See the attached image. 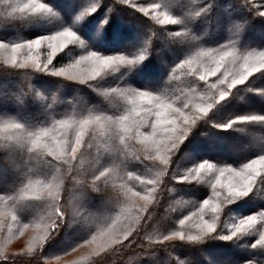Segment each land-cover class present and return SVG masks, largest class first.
I'll list each match as a JSON object with an SVG mask.
<instances>
[{
    "label": "clouds",
    "instance_id": "obj_1",
    "mask_svg": "<svg viewBox=\"0 0 264 264\" xmlns=\"http://www.w3.org/2000/svg\"><path fill=\"white\" fill-rule=\"evenodd\" d=\"M232 2L244 15L229 18L225 38L216 43L205 42L207 30L196 34L190 26L209 15L214 0H186L182 16L163 9L159 0L147 8L132 6L161 29L178 25L165 35L187 48L158 90L102 83L145 61L155 32L131 55L88 49L74 29L101 0H91L71 26L34 39L0 40V75L18 78L15 89L0 88V97L18 108L28 99L41 107L35 120L20 111L0 112V171L11 177L8 190L0 192V264H139L176 243H235L244 237L255 239L241 247L264 252V208L225 216L229 205L250 194L264 200V146L237 166L203 160L173 167L193 129L222 102L256 91L264 97V89L253 87L264 77V46L244 41L251 21L264 20V0ZM57 16L43 0H0V26ZM66 50L69 58L55 65ZM37 74L56 78L58 89L84 85L99 102L62 100L59 90L46 94L32 83ZM257 123L264 124V115H236L213 127L241 131ZM180 184H203L210 194L201 201L186 198L177 194L174 185ZM93 198L95 208L89 206ZM69 230L75 238L65 236L45 252ZM169 264L192 262L169 253ZM242 264H264V256Z\"/></svg>",
    "mask_w": 264,
    "mask_h": 264
},
{
    "label": "trees",
    "instance_id": "obj_2",
    "mask_svg": "<svg viewBox=\"0 0 264 264\" xmlns=\"http://www.w3.org/2000/svg\"><path fill=\"white\" fill-rule=\"evenodd\" d=\"M177 1L181 2L179 8H174L171 5V2ZM46 4L51 6L56 13H58L57 17H51L47 19H33L31 21H12L3 24L0 26L2 30H0V40L10 41V40H23V39H34L39 35L47 34L49 32L57 30L60 26H71L73 22L74 16L80 11L86 9L91 0H43ZM154 2V0H128L126 4H120L118 0H101V3L97 7L96 11L91 15L85 17V19L74 29L78 32L81 38L85 41L88 49L92 51L99 52L103 55H113L123 53L126 55H131L137 49H139L143 42L148 38L149 35H152V32H155V35L152 37V44L150 49L149 57L143 61L138 66L133 67L130 71L128 69H121L119 72L108 76L102 81L105 85H114L120 83L121 85H131L133 87L142 89V90H158L164 86L165 79L168 75V72L171 66L177 62L184 52L187 50L186 46L183 48L184 50H180V53L175 52L178 48L182 49V45L177 42H174L168 39L165 35L166 31H176L178 30V25H170L167 26L166 29L159 28L160 25H156L154 21H149L146 17L143 16V13L136 11L132 6L135 5L138 9L139 7L147 8L149 4ZM158 2V0H155ZM161 7L167 11H169L173 15L182 16L187 4L186 0H159ZM220 8L225 13V17L223 21H226V17L239 18L244 15L242 10H237V5L232 2V0H214V3L211 5V11L209 15L204 19H197L191 23V30L193 27L198 26L200 34L205 30L210 33V30L214 27V24L217 20L216 12L217 9ZM237 11V16H233L232 14ZM152 15L149 12V17ZM106 20V23H102ZM207 21V22H206ZM140 28V33L138 34L136 30V25ZM12 28L18 29V31L14 34L10 32ZM97 31L98 35L96 37V43L90 40V33L92 31ZM250 31L252 36L257 37L254 40H247L246 42H251L253 45L264 46V20L262 19H253L251 23L247 27V31ZM134 35L139 39L138 42H135ZM225 38V33L218 35L213 40L206 39V43H216L220 42ZM163 39L161 45L166 47L168 50H172L173 52H169L165 56L164 67L157 60V46L160 43L159 41ZM134 41L131 44L123 45L125 42ZM66 50L65 53H61L54 61V64L59 66L61 63L65 62L69 57L67 55ZM80 53L79 49H72L73 55H78ZM135 71L132 77L128 75ZM161 74L163 82L159 85H150L146 81L154 80L158 75ZM6 80L10 85L7 88H2L3 91H8L15 89L18 78L15 75H0V84L2 80ZM260 79V78H259ZM32 83L43 90L46 94H51L53 91L59 90V96L62 100H67L74 96L83 97L90 104L98 103L97 96L92 92L91 89L84 85H73L71 83H65L62 88L58 89V81L56 78L37 74L34 76ZM255 89H264V83L258 81V79L253 84ZM63 91V92H61ZM259 97L263 98L259 91L249 92L244 94L241 98L230 97L226 102H222V105L219 106L216 110L209 114V117L206 118L205 121L200 122L196 128L193 129L192 133L189 137L184 141L181 145L177 156L174 158L173 167L176 166L178 161L180 160L181 155L185 154L187 151L192 150V148L198 146H202V149L205 151H211V149H207L205 145H201L204 142L214 144H220L225 138H234L236 134L239 135L241 131L251 132L254 131L256 133H260V127L264 124H253L247 125L241 131H236L234 129L222 130L213 127V123L222 122L226 119L234 117L236 115L242 114H261L264 115V106H259L256 108H236L241 100L246 97ZM0 99L7 100L9 104H15V102L9 97H0ZM60 108H63L64 105H60ZM27 111V118L31 120H35L39 118L41 113V107L38 103L33 102L31 99L26 100L25 105L22 107ZM14 113V112H9ZM260 126V127H258ZM223 143V142H222ZM233 140L230 139L224 150L229 149V145H233ZM264 146L262 143L260 146L254 149H247L244 144L240 148L237 156L224 157L221 156L222 152L219 151L218 154H209V152L198 154V161L209 160L211 162L217 164H231L233 166H237L238 164L244 162L245 160L252 158L254 155L258 154L260 148ZM197 148V147H196ZM199 148V147H198ZM200 153V152H199ZM226 153V152H225ZM221 154V155H220ZM197 156V154H196ZM177 189V194L183 195L187 198V191L194 190L197 193V196L194 195V200L201 201L210 194V189L205 185L200 184H180L174 185ZM4 187L0 186V192L7 191ZM94 201V198L90 201V203ZM246 212H255L258 209L264 208V200L260 199L255 194H250L247 197H244L240 200H237L235 203L229 205V208H233L235 206H244L247 205ZM227 210V209H226ZM64 234L61 232L60 236L56 241H53L52 244L59 243L62 236ZM75 238V237H72ZM255 237H244L240 241L235 243L229 241H221L218 239L215 240H207L206 242L198 245H187L176 243L174 247L168 250H157L155 255L144 257L139 264H160L162 260H167L169 264V253L175 256L178 259L190 260L192 264H194V258H190L189 252L191 251L193 254H196L197 264H212L211 262H215L214 260H218V262H226L231 261L230 264H242L243 261L248 260L253 257H261L264 255V252L260 250H252L247 247H241V245L250 244ZM51 245V244H50ZM50 249H46L45 252ZM184 251L186 253H184ZM207 251H213L214 253L209 256ZM242 251L244 253H240ZM205 252V253H204ZM238 253L236 256H230L228 253ZM165 260V261H166ZM226 260V261H225Z\"/></svg>",
    "mask_w": 264,
    "mask_h": 264
},
{
    "label": "rangeland",
    "instance_id": "obj_3",
    "mask_svg": "<svg viewBox=\"0 0 264 264\" xmlns=\"http://www.w3.org/2000/svg\"><path fill=\"white\" fill-rule=\"evenodd\" d=\"M171 5L174 8H179L180 5H181V2L173 1V2H171ZM236 12L237 11H235V13L232 14L235 17L237 16ZM225 16L226 15H225V13L223 14L222 9L218 8L217 12H216L217 20H216V22L214 24V27L210 30V33H209L208 38H207L208 40H213L218 35L225 33L224 27H225L226 23L228 22L229 18H232V17L228 16V17H226V21H223ZM135 25H136V30H137V32L139 34L141 30L137 26L136 23H135ZM0 30H2L1 27H0ZM17 31H18V29H15V28H12L10 30V32L12 34L16 33ZM192 31L194 33H196V34H200L198 26L193 27ZM97 35H98V32L93 30L90 33V40L92 42L96 43ZM256 38L257 37H255V36L253 37L251 32L249 30L247 31V29H246V31L244 33V41L245 42L247 40H254ZM137 39L138 38L136 37V35H134V39L133 40L135 42H138L139 39L138 40ZM134 41H129L128 43L125 42L123 45L131 44ZM163 41L164 40L161 39L159 41L160 43L157 46V50H158L157 60L161 64L162 67H164V65H165V63H164L165 56L169 52H173L172 50H168L166 47L161 45V42H163ZM182 46H183L182 49L178 48V50H175V52L180 53L181 52L180 50H184L183 48H185V46L184 45H182ZM134 72L135 71L131 72L128 76L132 77L135 74ZM258 81L264 83V77H261L260 79H258ZM146 82L148 84H150V85H159V84H161L163 82V80H162V77H161V74H160L154 80H150V81H146ZM9 85H10V83H8L6 80L3 79L1 84H0V87L7 88ZM61 92H63V91H61ZM235 106H236V108H256V107H259V106H264V99L263 98H259V97H250L249 96V97H246L243 100H241ZM17 111H20L25 117L28 116L27 111L24 108H18V106L16 104H14V105L12 104L11 105V104H9V102H7V100L0 99V112H14L15 113ZM258 127H260V126H258ZM234 138H236V139L230 138V139L233 140L234 144L233 145H229V149L227 151L224 150V149L227 147L226 144L230 140L229 138H225L223 141H221L220 144L211 145V143H208V142H204V143L201 144V145H203V144L205 145L206 150L207 149H211V151L210 150L209 151H205L204 149H202V146H198L197 145L196 146L197 148L194 147V148H192V150H189L185 154L181 155L180 160L178 161V163L176 164V166L174 168L182 170L184 168L190 167L192 164L199 162L198 161V154H201V153H205L206 154V152H209V154H211V153L218 154L219 151L220 152L223 151L222 155L220 154L221 156L231 157V156H237L238 152L240 151L239 147L242 148V146L244 144L246 145L247 149H254V148L260 146L262 143H264V125L262 127H260V133H256L254 131H251V132L241 131V133H239V135L236 134L234 136ZM196 154H197V156H196ZM10 182H11L10 175L6 171H0V186H2L5 189H7V187H8ZM194 195L197 196V193L194 190L187 191V198L192 199V198H194ZM248 205L249 204L244 205L242 207L235 206L233 208L227 207V210L225 211V216H229V215L230 216L250 215V214H252V212H250V211L246 212V207ZM89 206L93 207V208L97 207L98 206V198H94V201H92ZM260 209H261V207H260ZM62 233L64 235L62 236V238L59 241V243L51 244L48 247H46V249H53V248H56V247L60 246L61 244H63L65 236H67L69 238L75 237V230H69L67 232L62 231ZM16 247H19V244H17ZM186 252H189L190 258H191V256H192V258H194V262L193 263L197 264L196 254H193L191 251H186ZM186 252L184 251V253H186ZM206 253L209 254V256H211L214 252L213 251H211V252L207 251ZM240 253L242 254L244 252L239 251V254ZM228 254L230 256H232V257L238 255L237 252L234 253L233 255H232V253H228ZM165 260H162L160 262V264H168L167 260L166 261ZM214 261L215 262L212 261L211 263L212 264H226V262H224V261H222V262H218V260H214ZM227 262H228L227 264H230L231 263L230 259Z\"/></svg>",
    "mask_w": 264,
    "mask_h": 264
},
{
    "label": "snow or ice",
    "instance_id": "obj_4",
    "mask_svg": "<svg viewBox=\"0 0 264 264\" xmlns=\"http://www.w3.org/2000/svg\"><path fill=\"white\" fill-rule=\"evenodd\" d=\"M94 59V58H93Z\"/></svg>",
    "mask_w": 264,
    "mask_h": 264
}]
</instances>
